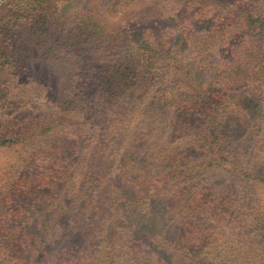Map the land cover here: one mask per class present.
I'll list each match as a JSON object with an SVG mask.
<instances>
[{"label": "trees", "instance_id": "16d2710c", "mask_svg": "<svg viewBox=\"0 0 264 264\" xmlns=\"http://www.w3.org/2000/svg\"><path fill=\"white\" fill-rule=\"evenodd\" d=\"M58 1L0 0V76L47 63L66 77L55 107L34 123L0 122V151L20 148L13 167H35L0 178V264H264V167L220 139L225 101L204 92L164 43L135 46L126 25L65 18ZM256 13L245 19L260 21ZM168 65L192 92L164 86ZM230 65L244 70L239 59ZM243 80L228 75L221 92ZM92 92L96 112H86ZM145 199L154 206L143 213Z\"/></svg>", "mask_w": 264, "mask_h": 264}, {"label": "rangeland", "instance_id": "374dc122", "mask_svg": "<svg viewBox=\"0 0 264 264\" xmlns=\"http://www.w3.org/2000/svg\"><path fill=\"white\" fill-rule=\"evenodd\" d=\"M58 4L65 18L75 14L84 17L101 15L111 23L126 25L134 37L135 46L141 38L164 43L171 52L186 62L184 65L204 92L218 95L225 101L224 113L220 116L224 120L220 139L231 150H238L237 156L242 162L246 164L256 162L258 167H264V0H201L196 4L183 0H60ZM246 11L259 12L256 14H259L260 21L255 23L247 21ZM234 58L243 63L244 70L242 68V71L236 72L232 69L230 63ZM60 66L41 63L35 64L34 70L29 74L17 75L18 79L0 76V122L16 125L34 123L38 115L44 114L43 112L49 108H54L58 95L57 85L59 81L63 85L66 79L64 68ZM168 66L164 67L169 73L164 86H173L176 83L175 87L190 92L192 89L184 86V74L175 75L178 77L173 79L171 65ZM206 71L209 72V76H206ZM220 73L223 76L220 82L214 83L210 80V75ZM237 73L241 80L244 79L241 86L225 85L223 87L225 91L222 93L221 86L226 82L228 75L234 77ZM225 92L229 93L224 96ZM92 99L93 92L87 93L86 102L82 104L86 112H96L97 102H93ZM106 109L107 106L102 108L103 115L107 114ZM156 114L158 115V112ZM157 115L153 116L156 118ZM137 118L138 111L135 113V119ZM192 118L201 128L205 126L204 114L196 113ZM107 121L108 115L99 129L100 133L108 125ZM252 123L257 124L255 128H251ZM251 135L255 138L253 142L248 139ZM69 136L70 139H77L72 133ZM127 138L130 140V137ZM170 141L172 140L163 137V144ZM255 148L256 154H252ZM19 149L0 151L2 163L0 178L6 169L12 172L10 175L13 176L20 170L21 174H17L16 177L28 175L29 171L35 170L34 166L26 170L22 166L13 167L12 161L16 160L18 156L16 150ZM199 150L200 148L192 147L194 153ZM124 151L123 148L121 152ZM119 158H122L120 153L117 155V159ZM134 178L135 176L127 184H132ZM261 197L264 204V195ZM145 203L146 211L143 213L149 212L154 206L153 203H147L146 199L143 204ZM169 212L170 214L166 216L168 220L174 217L172 211ZM166 219V223H171ZM147 220L155 221L156 217L150 216ZM230 240L231 238L228 239L225 234V245Z\"/></svg>", "mask_w": 264, "mask_h": 264}]
</instances>
